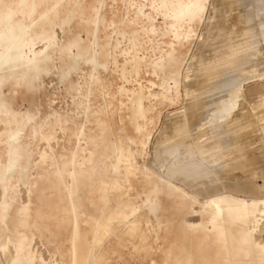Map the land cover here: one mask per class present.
Returning <instances> with one entry per match:
<instances>
[{
  "label": "bare ground",
  "instance_id": "obj_1",
  "mask_svg": "<svg viewBox=\"0 0 264 264\" xmlns=\"http://www.w3.org/2000/svg\"><path fill=\"white\" fill-rule=\"evenodd\" d=\"M73 1L76 3L72 4ZM207 1L127 0L128 7L136 11V17L130 21L126 16V24L138 25L139 30L131 33L121 30L126 39L124 58L128 59L126 63L130 66L121 68L130 70L127 74L122 71L123 77L137 78L146 69V58L141 51L145 40L137 35L141 32L152 44L150 69L154 70L152 63L155 60L162 74L171 78L170 74L177 67L179 57L171 51L167 55L161 54L159 42L170 28L175 29L181 22L190 23L202 16L206 12ZM238 4L239 0H210L209 13L207 19L204 18L206 23L203 35L191 56L187 55L189 59L185 63L186 75L182 77L181 105L173 114L166 111L168 113L162 121L164 128L156 130L157 137L150 159L151 169L144 170V174L149 175L150 179L144 184L139 181L130 182L125 192V177H129L135 168L128 162L127 146L124 143L128 141L129 144L132 138L139 148L145 144L150 135H146V129L156 121L155 105L158 102L153 100L142 107L136 96L128 108V126L115 133L112 127L115 114L108 112L110 108L97 104L98 96L106 87L112 86V80L101 79L98 69H104L101 71L105 72L109 63L114 66V46L107 45V49H103V64L99 59L91 60L90 64L96 70H91L85 78L79 73L72 77L70 72L78 62L67 63L72 57L81 55L85 49L80 48V42L74 35L57 38L50 23L43 20L34 22L37 14L48 8L56 16L62 13V25H65L71 20L75 21L78 11L90 13L95 5L87 0H0V152H5L8 156L0 170V211L3 216L7 214L13 196L21 194V205L15 210L21 219H17L14 214L0 218V264H90L89 261L84 262V258L94 249H98L94 254L96 263L109 264L107 253L113 239L121 240L124 255L127 251L131 253V258L141 257L145 264H158V254L152 253L148 237L142 238L143 215L137 213L138 204L128 196L134 194L137 198L141 185L154 189L156 194L161 190L159 181L166 183H163L166 194L171 199L167 205L164 204L166 210L169 214L175 213L171 232L161 236L162 246H167L169 250L170 262L185 264L186 256L193 247L198 251L196 254H199L201 264H264V169L259 168L249 176H236V169L249 170L251 161L242 157H232L230 162L208 169L209 164L220 160L214 149L216 146H227L240 141L246 129L255 131L259 121L264 133V70L254 74L256 70L252 68L255 58L264 55V47L256 45L257 34L252 24L237 28L232 23L231 26L235 28L228 32L224 26L231 18H220L221 14L236 10ZM67 12L73 13L68 15ZM15 15H20L21 22H16ZM242 15L252 20L250 15ZM26 18L33 21L27 23L24 21ZM261 34L264 38L263 28ZM241 35L246 38H241ZM158 53L160 55L156 56ZM56 62L57 65L54 64ZM65 65L66 69L62 70L60 77L63 82L62 91L64 96L71 97L75 116L69 118L68 110L65 114L56 110L52 117L44 118L43 115L42 118L37 106L34 112L16 108L19 85H12V78L17 79L14 69L37 67V76L45 78L54 66L58 69ZM230 72L236 75L238 86L235 92L239 94L227 95L221 99L217 121L212 119V124H221L222 128L219 127L218 131L223 138L214 143L207 139L210 134H203L207 132V125L200 126L209 114V103L205 96L218 87V82H215L211 89L208 82L212 83ZM257 75L260 79L254 82ZM251 80L253 82L249 85ZM244 83L248 86L245 84L247 87L243 89L241 86ZM43 86L42 83L41 91L45 89ZM173 87L172 82L169 84L170 91ZM76 91L83 94L84 101L76 95ZM59 92L58 96H61ZM22 101L27 102L25 99ZM245 103L261 114L259 121L255 120L257 125L252 120L250 111L237 113L240 105ZM32 105L34 106L33 102ZM245 107L244 110L247 109ZM118 116L120 117L119 112ZM143 116L150 119V126L146 129L141 123ZM240 117L245 118L241 123L238 121ZM81 118L85 120L82 121ZM211 135L212 139H217V134ZM113 137L115 142L112 141ZM113 143L118 146L113 147ZM180 143L181 146L175 148ZM172 147L175 149L167 155H161L162 150ZM110 148L111 154L108 153ZM180 149L190 150L194 154L193 161L170 164L169 161ZM111 155L113 162L110 161ZM21 157L23 164L20 163ZM197 174L200 175L199 181L195 179ZM208 174H212L211 180H208ZM231 175L235 177L230 178ZM78 176L85 178L88 183L78 186ZM251 176L262 179L261 188L251 180ZM20 177L24 180L16 185L14 180ZM40 180H47L50 188L54 184L58 204L65 197L69 200L65 209L71 212L73 220L67 236L72 256L70 262L66 261L65 252L62 251V239H50L53 245L51 244L52 250H49L40 236L28 233L29 220L36 219L34 209L29 207L30 193ZM178 183H182L183 188ZM80 187H87L90 206L87 211L79 207ZM186 189L195 194L190 195ZM124 192L126 196L122 195ZM58 208L60 210V205ZM190 212L193 213L191 218L198 223L195 229L183 222V216ZM78 220L86 227L79 228ZM57 223L61 225L60 216ZM192 236L198 239V244L191 241ZM36 239L48 256L38 247ZM201 248L206 249L205 253L201 252ZM178 249L182 251L179 258H176ZM255 251H259L256 252L259 253L257 259L254 258Z\"/></svg>",
  "mask_w": 264,
  "mask_h": 264
},
{
  "label": "rangeland",
  "instance_id": "obj_2",
  "mask_svg": "<svg viewBox=\"0 0 264 264\" xmlns=\"http://www.w3.org/2000/svg\"><path fill=\"white\" fill-rule=\"evenodd\" d=\"M87 1L93 3L95 7L90 10V13L84 10L78 11L75 15V21L71 20L68 24L62 25V19H61L62 13L60 16H56L55 14H52V11L48 10V8L39 12V14H37V16L35 17L34 22L43 20L46 23H50L52 25L53 33L55 34L57 38H65L66 36L68 37V36L74 35V37L80 42L79 44L80 48L85 49L84 52L81 53V55H78L76 58L72 57V59L67 63V64H71L73 62L75 63L78 62L75 69L71 70L70 72V75L72 77H74L76 73H79L85 78L87 73H89L91 70H96L90 64L91 60L96 58L97 60L99 59L98 61L101 60V63L103 64L105 61L103 54H102L103 49L104 50L107 49L106 47L107 45L114 46V62H115L114 66L111 63H109L105 72L101 71L104 69H101V68L98 69L101 72L100 73L101 79L103 81L112 80V86H110L109 88L106 87L105 90L102 92V94L98 96L97 104H100L101 107L105 106V108L107 109L110 108L108 112L109 113L112 112L115 114V120L112 126L113 131L115 133L121 132L122 127L128 126V122H127L128 115H129L128 108L130 107V103L133 101V99L136 96L140 100L142 107L147 106L148 103L153 100L158 102L155 105V109L157 111L155 112V115L157 116L155 124H152L150 128L146 129L147 126H150L149 124L150 119L148 116H143L141 118V123L143 124V126H145V129L147 130L146 135L150 134L145 144L139 148L138 144L132 138H130L129 144H128V141L124 143V145L127 146L126 156L129 157L128 162L130 166L135 168L133 170V173L129 174V177L127 176L125 177L124 182L126 184V189H125V192H126L128 189V186L130 185V182L132 183L133 181H139L141 182V184H144L146 181L150 179L149 175L144 174L145 173L144 170L145 168L151 169L150 159L152 156L153 143L157 137L156 130L163 129L164 125L162 121L165 119V115L168 112H172L173 114L174 111L177 108H179L181 105L180 95L182 94V89H183L182 77L186 75L185 67L187 64V60L191 56L195 46L197 45L198 41L203 35L204 26L206 23L205 22L206 20L204 18L207 19V15L209 13V7H210L209 5L210 0L207 1V8L205 10L206 12H204L202 16L198 17L195 21H192L190 23L181 22L179 23V26H177L175 29L173 27L170 28L169 31L166 32L162 36L159 42V51L161 54L163 53V55H167L166 53H169L171 51L175 54L176 57H179L177 67L175 68V70L172 71L173 73L170 74L172 76L171 77L172 79L168 78L169 76L166 75L165 73L162 74V72L158 69V66L155 60L152 63L154 70L150 69L149 62H150V59L153 57V53L151 51L152 44H150V41L141 32H138L137 35L138 37H140V39L145 40V41L143 40L144 42L142 44L141 51L143 52L146 58V62H145L146 69L142 70L139 76H137V78L134 77L135 79L131 76L128 77L127 79L124 78L122 75V71L124 72L126 71V74H127V72L129 73L130 70H121V68L124 69L130 66L128 63H126L128 59L124 58V54H125L124 51L126 48V39L121 34V30L124 29L127 33H131L133 31L139 30L138 25H133L131 23L127 25L125 21L126 16L127 18L130 19V21H132L131 18L136 17V11L132 7H128L127 0H87ZM75 3L76 2L73 1L72 4H75ZM147 8L148 7H145V9ZM67 13L68 15H72L73 12H67ZM243 13L250 15V18L252 20H250L249 18H246V15H242ZM19 16L20 15H15V18H14L17 23L21 22V17ZM220 18H226V19L231 18V20H227L225 22V26H224L225 31H228V32L233 31V28L235 27L240 28L242 25L252 24L257 34L256 45L258 47H262V48L264 47L263 46L264 38L262 37V34H261L262 28L264 31V0H239V4L236 10L230 11L229 13L228 12L223 13L220 15ZM27 19L28 18L24 20L27 23H31L33 21L31 19H28V20ZM1 21H4V20H1ZM232 23H234L235 27L231 26ZM184 27H186L187 29ZM240 37L243 39L246 38V36L244 35H241ZM177 45H180V46H177ZM36 46L40 47V44H37ZM158 55L160 54L158 53L156 56ZM253 62H254V67L252 68L256 70L255 71L256 73L254 72V70H252L254 74H257L264 70V55L256 57ZM54 64L57 65L58 63L56 62ZM64 68L66 69V65L63 66L62 68L59 67L58 69L56 66H54V68H52L49 71V73L45 75V78L37 76V71H38L37 67H28V69L26 67L25 68L17 67L16 69H14L16 70L15 75H17L16 77L17 79L13 77L11 81H12L13 86L19 85L18 92H17L18 93L17 103H20L23 99L27 100L28 102L27 103L26 101L25 102L22 101L23 104L20 103L19 104L20 106L16 108H19L21 110H31L34 112L36 111V106H37L42 113L40 117L44 115L43 116L44 118L46 116L52 117L55 114L54 111L56 110L60 111L62 114L63 113L65 114V112L68 110L69 118H72L73 116H75L76 111L72 110L73 106L71 102V97L64 96L65 93L62 91L63 82L60 77H61L62 70ZM31 69H34L35 71ZM234 75L235 74L233 72H230L227 75L223 74L222 76L218 77L212 83L208 82L209 86L212 87L211 89H213L215 82H218V87L215 88V90L213 89L210 93H208L205 96L207 98L206 100L209 103V108H208L209 114L206 116V118H204V121L200 124V126L207 125V132L209 133L205 132L203 134H210L207 136V139L212 140L214 143H216V140L221 141L220 139L223 138V135H220L218 131L220 129L219 127L222 128V126H220L221 124H212V119L213 120L215 119V121H217L216 120L217 111L221 107V104H220L221 99L227 95L235 96L239 94V92H235L238 86V82H237L236 75L235 76ZM255 78L253 79L254 82L259 81L260 79L258 75ZM253 81L251 80L250 84L249 82L247 83L251 85ZM172 82L174 84V87L170 91L169 84H172ZM42 83L44 84L43 87L45 88L44 90L42 89L44 92L40 90V86L42 85ZM247 83H244L243 86L241 87L244 89L245 87L248 86ZM58 91L61 92V93L59 92V95L62 94L61 96L63 97L58 96ZM219 91H221L222 93L220 94ZM42 92L44 94H42ZM135 93L137 95H135ZM217 93L219 94L218 96H217ZM76 95L80 97L83 101L85 100V97L80 91H76ZM31 101L34 103V106L32 105ZM246 104L247 103L241 104L242 106L240 105L241 108L240 107H239L240 109L238 108L237 113H239V111L240 112L250 111V114L252 115L251 116L252 120L257 125L258 123L257 121H259L261 114L259 115L258 113H256L255 110H252L251 107L253 106H249L250 104L249 105L248 104L246 105ZM244 107L245 109L246 108L247 109L244 110ZM118 112L120 113V117L118 116ZM81 119L82 121L85 120V118H81ZM244 119H245L244 117H240L238 119L239 123H241ZM260 122L261 121H259L258 126L256 127L255 131H249L248 129H246V133L240 141L233 142L232 144H228L227 146H216L214 149H215V152L220 157V160L217 163L209 164L208 169L218 168L224 162H230L232 157H242V158H245L251 161L249 163V170L241 171L239 169H236L234 170L236 172L235 173L236 176L237 175L242 176L245 174H248L249 176V175H252L254 171H258L259 168L260 170H263L264 169V133L261 130ZM240 128H243V127H240ZM211 134H217V139L216 138L212 139ZM114 140L115 139L113 137L112 141L115 142ZM112 145L113 147L118 146L117 144H114V143ZM179 146H181V143L175 148H178ZM175 148L172 147L169 149H164L162 150L161 155H167L170 151H172ZM255 148H256V151H255ZM262 150H263V153H261ZM108 153L111 154V148L108 150ZM260 154L262 155L260 156ZM193 155L194 154L190 150L180 149L176 152V155H174V157L171 158L169 162L170 164H176V163L185 164V163L193 161L194 159ZM254 155H257L256 157L258 159ZM110 161L113 162L112 155L110 157ZM162 173H165V172L162 171ZM235 175L234 176L231 175L230 178L235 177ZM199 177L200 175L197 174L195 176V179L199 181ZM78 178H77L78 181H76V183L79 184L78 186H83L88 183V181L85 178L80 177V176H78ZM207 178H209L208 180H211L212 174H208ZM251 180H253L254 183H257L259 188L262 187L263 181L261 182L262 180L261 178H257V176L256 178L255 177L253 178L251 176ZM163 183L166 184L165 182ZM163 183L159 181L161 190L157 192L156 194L154 192V189L152 190L149 187L145 188L141 185L138 197L137 198L134 197L135 195L133 194V196H128V198L133 200L134 203H137L139 206L137 213H140L143 215V223H142V230H141L142 238H144L145 236L148 237L149 242H150L149 245H150V249L152 253L158 254V257H159L158 264H176L168 260L169 250L167 246H162L161 244L162 242L161 236L167 235L171 232V229L173 227L172 226V221L174 219L173 216L175 214L173 212V213H170L171 214L170 215L166 210L165 205H167L171 201V199L167 196L166 194L167 190L165 189V185ZM177 185L183 188L182 183H178ZM186 190L190 195L195 194L190 189H186ZM86 192H87V187H80L78 190V197L80 199V203H79L80 209L82 208L83 210L87 211L90 209V206L88 203L89 195H88V192L87 193ZM125 192L122 194L123 196H126ZM200 201L202 202L201 198H200ZM68 203H69V200L67 199V197H65L64 201L62 202L64 206V210L60 214L61 225L60 226L57 225V227H54V228L57 229L59 239L63 240L61 248H62V251L65 252L66 261L70 262L72 256L69 253L70 245H69V242L67 241V236H68L69 230L72 228L73 220H72L71 212L65 209V207H68ZM156 207H158L157 208L158 210L156 209ZM165 215H167L168 217H164ZM192 215H193L192 212L185 214L183 216V222H185V224L191 229H195L198 226V223L194 222L193 218H191ZM54 222L56 224L57 219L56 221L54 220ZM84 225H85L84 223L78 220L79 228L86 227V225L85 226ZM191 238H192L191 241L193 243L196 242V244H198L199 242L198 239L194 238L193 236ZM36 242H37L38 247L44 251V254L46 253V256H48L49 254L46 252L43 246L40 245L41 243L37 239H36ZM103 243H105V241ZM111 243L112 244L107 253V258H109L108 260L110 262L109 264H145V262L143 261V259H141V257L134 256L131 258L130 252L127 253L126 251V254L124 255L123 254V243L121 242V240L113 239ZM204 249L201 248V252H204L206 250ZM97 250L98 249H94L93 251H90L89 254L84 258V262L89 261L90 264H97L96 258L94 257V254H96ZM181 251L182 250H179V249L176 251V256H175L176 258H179V256L181 255ZM197 252L198 251L192 247L190 249V252L186 256L185 264H201V261L199 260L200 256L199 254H196ZM256 252H259V251H255L254 253L255 259L259 257L258 255L259 253L257 254Z\"/></svg>",
  "mask_w": 264,
  "mask_h": 264
},
{
  "label": "crops",
  "instance_id": "obj_3",
  "mask_svg": "<svg viewBox=\"0 0 264 264\" xmlns=\"http://www.w3.org/2000/svg\"><path fill=\"white\" fill-rule=\"evenodd\" d=\"M20 103L23 104L22 101ZM20 103H17V100H16L15 106L16 107L20 106L19 105ZM7 160H8L7 154L5 152H0V170H2V168L4 166V162H6ZM20 163L21 164L24 163L23 157H21ZM31 171H33V170H31ZM23 180L24 179L22 177H20L19 179H15L14 181H15L16 185H18ZM53 188H54V184L51 185V188H50L47 180L38 181L37 185H35V188H33L35 190H32V192L30 193V203H29L30 204L29 207L34 209V211H35L34 213H35L36 219L35 220H32V219L29 220L30 225L28 227V233L30 234V232H32V233H35L36 236H40V238L42 239L46 248L49 250H52V245H53V243H50L51 242L50 239H52V240L53 239H59L57 229L54 228V227H57L58 223L56 222V224H55L54 220L56 221V219H59V216H60L59 214H61L62 210H64V206L62 204V202L64 200L61 202V204H58V200H56V198H55L56 197L55 196L56 195L55 188L54 189ZM20 205H21V194L17 193L15 196H13V199H11L10 207L7 210V214L4 216L8 217L9 215L14 214L17 219H21L19 217V215L17 214V212L15 213L16 208L19 207ZM59 205L61 207L60 208L61 211L58 210ZM49 206L51 208H49ZM4 216H3L2 212L0 211V218H2Z\"/></svg>",
  "mask_w": 264,
  "mask_h": 264
}]
</instances>
